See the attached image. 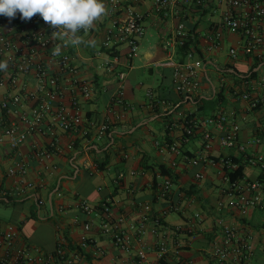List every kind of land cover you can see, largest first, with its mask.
Listing matches in <instances>:
<instances>
[{
	"label": "crops",
	"instance_id": "obj_1",
	"mask_svg": "<svg viewBox=\"0 0 264 264\" xmlns=\"http://www.w3.org/2000/svg\"><path fill=\"white\" fill-rule=\"evenodd\" d=\"M104 2L107 6V0ZM152 6V0H144L138 7L145 13L146 33L137 55L130 60L131 67L127 68L125 97L138 107L136 110L127 111L125 117L115 122L101 139L96 137L98 125L107 116L113 118L110 109L117 88L116 72L108 71L105 66L106 54H97L102 50L107 27L113 19L108 14L85 36L86 40L96 41L94 47L69 46L62 50L74 58L80 68V77L93 83L94 94L91 99L71 92L68 87L64 97L67 104H70L73 95L78 99L82 109L81 123L90 129V136L86 139L80 136L76 148L71 150L67 146L69 135L61 133L63 153L39 161L34 157L35 146L43 147L48 139L40 134L30 135L18 153L29 163L27 178L37 187L22 197L10 194L4 196V192L13 189L18 178L6 174V169L13 163L9 156L12 150L7 145L0 147V199L5 200L0 205L13 208L11 215L0 218V221L19 227L20 245L39 247L45 253H53L59 241H64L71 253L79 254L78 264H142L135 253L117 249L111 238L102 233L98 220L86 215L78 207L81 201L97 206L110 199L112 215L115 220H123V227L139 222L144 215L149 217L143 240L147 245L166 241L169 251L164 264H210L205 250L216 236L220 218L235 225L241 232L249 231L256 237L257 245L264 247V208L253 210L244 218L228 205L222 211L218 209L220 191L224 186L223 167L219 162L215 165L203 161L198 165L190 163V158L202 155L201 137L195 135L189 141H184L179 120V112L204 118L223 110L239 123L241 142L247 145L249 151L264 154V107L251 110L241 98L244 91L254 96L264 95V58L242 54L236 59L231 58L226 49L235 45L236 35L228 31L219 48L209 49L201 40L198 55L203 58L204 64L200 74V93L186 97L174 88L173 62L181 57L178 54L172 60L169 59L163 47L165 38L173 29V21H161ZM40 25H45L42 19ZM121 50L124 52L127 47ZM122 56V61L126 63ZM223 57H226L224 61ZM43 60L51 71H59L48 57H43ZM256 63L258 65L254 71L257 75L248 78V82L243 75L237 76L231 68L237 66L247 72ZM20 87L37 92L39 87L35 74H20L15 91ZM148 89L153 90L156 99L171 104L168 113L163 112L162 107H149ZM7 90L0 87V101ZM114 109L122 110L118 106ZM173 121L178 124L170 127ZM174 141L180 144L181 155H175L164 147L165 142ZM230 152L221 147L215 138L212 149L204 152V155L219 158ZM13 153L17 155V152ZM84 160L98 164L99 171L90 174L84 167ZM104 161L101 169L100 163ZM174 161L176 165H173ZM197 172H202L204 178L196 179ZM244 173L255 178L258 170L244 166ZM120 176L122 179H119ZM165 176L172 178L173 187L164 199L158 197V185ZM42 182L44 187H38ZM38 199L44 203L39 205ZM146 204L151 205L149 212L144 210ZM154 217L162 220V226L156 234L151 232ZM88 221L92 226L86 231L84 224ZM83 235L90 239L86 245L81 242Z\"/></svg>",
	"mask_w": 264,
	"mask_h": 264
},
{
	"label": "built area",
	"instance_id": "obj_2",
	"mask_svg": "<svg viewBox=\"0 0 264 264\" xmlns=\"http://www.w3.org/2000/svg\"><path fill=\"white\" fill-rule=\"evenodd\" d=\"M143 1L107 0L109 15L113 19L107 27L102 50L97 54H106L105 66L108 71L116 72L117 88L110 109L113 118L107 116L98 125V139L108 133L115 122L121 121L127 111L138 108L126 99L125 87L128 79L127 68L131 67L130 60L137 55L140 42L146 33L145 13L138 8ZM152 1V9L161 21H173V29L165 38L163 47L169 54V59L172 60L178 54L181 57L173 62L174 88L178 93L186 97L200 93V74L204 64L203 58L198 55L201 40L209 49L219 48L225 32L228 31L236 35L235 45L229 48L231 58L236 59L239 54L264 58V0ZM40 20L39 16H34L30 21L21 20L19 14L12 20L0 16V61L7 60L9 64L7 71H0V87L8 88L0 101V147L7 145L12 150L9 156L13 163L6 169V174L18 178L13 189L4 192V196L10 194L22 197L37 187L27 178L29 163L18 153L30 135L40 134L48 139L43 147L35 146L34 157L39 161H46L63 153L61 133L69 135L67 146L71 150L76 148L80 136L85 139L90 136V129L81 123L82 109L78 99L73 95L70 104H67L64 97L68 87L71 92H78L86 99H91L94 94L93 83L80 77V68L70 54L61 52L60 56L52 55L53 43L59 41H51L50 34L54 29L47 24L40 25ZM124 46L127 50L122 52ZM122 55L126 63L122 61ZM45 56L57 65L58 72L49 69L43 60ZM31 72L37 79L38 91L31 92L23 87L15 91L19 75ZM245 80L248 82V78ZM67 82L69 85L66 86ZM146 94L149 107H162L163 112H169L171 104L168 101L156 99L152 89H148ZM241 98L248 103L251 110L264 107V95L254 96L251 92L244 91ZM116 106L122 110L114 109ZM179 116L183 127V140L189 141L191 137L199 135L202 141V155L190 158V163L198 165L203 161L215 165L219 162L223 167L224 186L220 191L218 209L222 211L228 205L244 218L251 211L264 208V154L249 151L247 145L241 142L239 123L223 110L204 118L191 117L183 112H179ZM177 124V121H173L170 127ZM262 129L264 131V123ZM215 138L221 147L231 152L219 158L204 155V152L212 149ZM164 147L175 155L182 154L178 142H165ZM13 152H17V155ZM1 161L0 158V165ZM83 164L90 174L99 171V165L93 161L84 160ZM173 165H176L175 161ZM240 165L257 169L258 175L250 178L243 171L242 175L231 177ZM195 178L200 180L204 175L197 172ZM38 187H44V183ZM172 187V178L165 176L158 185V197L167 198ZM43 203L42 199H38L39 205ZM78 207L86 215L98 220L102 233L111 238L117 249L135 253L142 264H164L165 255L169 251L166 241L161 240L153 245L144 243L146 222L149 220L147 215L139 222L123 227V220H115L112 215L110 199L97 206L81 201ZM144 210L149 212L151 205H144ZM196 216L199 217V214ZM153 221L151 232L159 233L162 220L154 217ZM91 226L92 223L88 221L84 224V229L89 231ZM216 232L210 246L205 250L210 264H264V247L257 245V239L252 233L241 232L223 218L219 219ZM19 236L20 230L16 224L0 221V264H78L79 254L71 253L64 241H59L55 252L45 253L39 247L20 245ZM89 241L88 236L81 237L83 245Z\"/></svg>",
	"mask_w": 264,
	"mask_h": 264
},
{
	"label": "clouds",
	"instance_id": "obj_3",
	"mask_svg": "<svg viewBox=\"0 0 264 264\" xmlns=\"http://www.w3.org/2000/svg\"><path fill=\"white\" fill-rule=\"evenodd\" d=\"M17 14L21 20L30 21L39 16L45 24L54 29L51 32L53 56H60L64 48L87 45L94 47L95 40L85 36L96 23L109 14L104 0H0V16L9 20ZM85 35L82 36L80 33ZM7 60L0 61V71H7Z\"/></svg>",
	"mask_w": 264,
	"mask_h": 264
},
{
	"label": "trees",
	"instance_id": "obj_4",
	"mask_svg": "<svg viewBox=\"0 0 264 264\" xmlns=\"http://www.w3.org/2000/svg\"><path fill=\"white\" fill-rule=\"evenodd\" d=\"M183 51V49H182ZM257 63L254 64L250 69L249 71H241L240 69L237 68V66H232L231 68L234 69V72L237 74V76H244L243 78L244 79H247V78H251V77H255L257 75V73L254 71V68L257 67ZM235 160V159H234ZM238 161V160H237ZM106 161H104L103 163H100V168L102 169L104 164H105ZM163 172H166V170L163 169V167H161ZM244 171V166L243 165H240V167L237 169V171L235 173H230L231 174V177H235L237 174H241L242 175V172ZM10 200V199H9ZM0 203H5V200L2 198L0 199Z\"/></svg>",
	"mask_w": 264,
	"mask_h": 264
},
{
	"label": "rangeland",
	"instance_id": "obj_5",
	"mask_svg": "<svg viewBox=\"0 0 264 264\" xmlns=\"http://www.w3.org/2000/svg\"><path fill=\"white\" fill-rule=\"evenodd\" d=\"M145 48V47H142ZM227 54L229 53V48L226 49ZM226 57L222 58V61H224ZM13 208L12 207H6L0 205V218H7L11 215Z\"/></svg>",
	"mask_w": 264,
	"mask_h": 264
}]
</instances>
